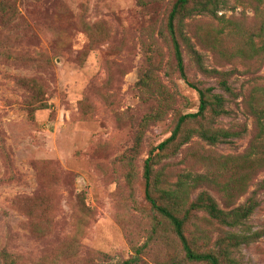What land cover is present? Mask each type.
I'll list each match as a JSON object with an SVG mask.
<instances>
[{
    "label": "rangeland",
    "instance_id": "1",
    "mask_svg": "<svg viewBox=\"0 0 264 264\" xmlns=\"http://www.w3.org/2000/svg\"><path fill=\"white\" fill-rule=\"evenodd\" d=\"M171 1L16 0L11 13L0 14V253L5 249L20 255L26 264H50L75 241L81 246L78 254L73 259L61 256L56 264H92L94 255L86 256L84 250L102 251L115 263L147 241L151 212L143 194V161L152 146L170 135L179 113L198 108L197 92L180 76L160 33ZM228 1L218 15L264 21V0L256 11ZM186 22L184 32L205 67L220 69L212 50L191 34H203L209 22L217 21L200 14ZM183 57L189 81L222 93L216 78L199 70L186 46ZM149 60L175 95V104L163 120L148 125L135 161L136 178L129 183L122 158L130 154L148 109L136 82ZM221 68L235 69L229 84L236 94L224 93L227 114L213 126L240 136L214 145L194 136L164 161L185 168L182 156L191 146L222 155L240 154L248 146L252 110L264 108V58L250 64L237 59ZM31 77L42 87L37 102H29L32 91L20 80ZM42 102L47 107L29 113L28 107ZM262 180L264 169L255 185ZM201 189L222 207L207 187L195 194ZM258 199L248 220L253 229L264 227V190ZM198 215L208 218L203 211ZM162 250L148 243L145 264H154ZM233 256L242 264H264V236L242 245Z\"/></svg>",
    "mask_w": 264,
    "mask_h": 264
},
{
    "label": "trees",
    "instance_id": "2",
    "mask_svg": "<svg viewBox=\"0 0 264 264\" xmlns=\"http://www.w3.org/2000/svg\"><path fill=\"white\" fill-rule=\"evenodd\" d=\"M16 0H0V14L11 13ZM160 1V0H158ZM145 3V0H139ZM250 5L256 11L263 0H238ZM229 7L228 0H172L161 26V35L169 43L180 76L198 95V108L195 112L179 113L171 133L164 140L152 146L143 161V194L151 212V227L148 239L142 245L131 247L134 254L121 262L112 263L110 256L102 251L84 250L89 257L94 255L92 264H145L143 254L148 243L163 247L162 257L154 264H242L233 256L242 245L259 240L264 236V227L253 229L248 220L259 205L258 194L264 190V180L255 185L257 174L264 169V108H254L252 115L253 135L246 149L236 155H222L215 151L191 146L182 156L183 164L164 161L180 150L181 145L189 143L194 136L200 137L210 145L229 138L240 136L238 131L213 126L218 117L227 114L225 94L235 96L229 84V77L235 69L224 70L237 59L250 64L264 58V21L256 23L248 17L218 15L220 9ZM209 14L216 24L209 22L203 34L191 31L192 37L210 48L219 68L205 67L201 54L184 32L188 18ZM212 28V29H211ZM256 39H260L258 45ZM183 46H186L195 59L199 70L216 78L221 92L213 86L202 87L189 81ZM139 71L136 86L142 102L148 107L140 120L133 148L122 158L129 183L136 178L138 153L142 149L144 133L150 123L164 119L175 104V95L160 80L154 62ZM236 67V65H233ZM32 91L29 102H37L42 96V87L35 78L20 79ZM47 105L28 107L30 114ZM202 186L214 192L222 203ZM250 186H254L249 190ZM247 194L242 203L236 201ZM33 203V207H35ZM203 211L208 218L198 215ZM214 223L217 224L214 225ZM219 225V226H218ZM35 232H40L35 229ZM73 245V246H72ZM81 246L72 241L50 264H56L59 257L73 259ZM177 249V250H176ZM1 264H26L20 255L5 249L0 253ZM46 264V263H40Z\"/></svg>",
    "mask_w": 264,
    "mask_h": 264
}]
</instances>
